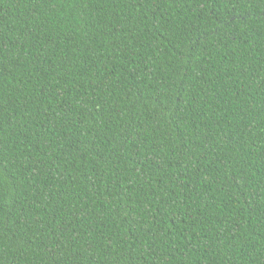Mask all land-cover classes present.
<instances>
[{"label": "trees", "instance_id": "obj_1", "mask_svg": "<svg viewBox=\"0 0 264 264\" xmlns=\"http://www.w3.org/2000/svg\"><path fill=\"white\" fill-rule=\"evenodd\" d=\"M0 264H264V0H0Z\"/></svg>", "mask_w": 264, "mask_h": 264}]
</instances>
